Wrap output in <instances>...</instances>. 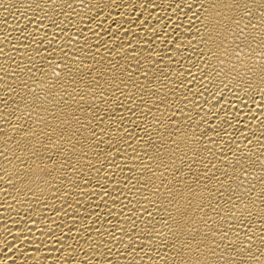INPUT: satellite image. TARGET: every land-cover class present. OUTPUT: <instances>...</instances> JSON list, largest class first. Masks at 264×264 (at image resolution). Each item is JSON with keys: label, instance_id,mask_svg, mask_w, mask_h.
Returning <instances> with one entry per match:
<instances>
[{"label": "bare ground", "instance_id": "6f19581e", "mask_svg": "<svg viewBox=\"0 0 264 264\" xmlns=\"http://www.w3.org/2000/svg\"><path fill=\"white\" fill-rule=\"evenodd\" d=\"M0 264H264V0H0Z\"/></svg>", "mask_w": 264, "mask_h": 264}]
</instances>
